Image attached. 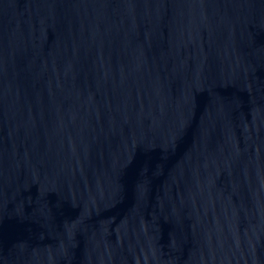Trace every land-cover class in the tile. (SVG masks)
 <instances>
[{
	"label": "water",
	"instance_id": "1",
	"mask_svg": "<svg viewBox=\"0 0 264 264\" xmlns=\"http://www.w3.org/2000/svg\"><path fill=\"white\" fill-rule=\"evenodd\" d=\"M0 264H264V0H0Z\"/></svg>",
	"mask_w": 264,
	"mask_h": 264
}]
</instances>
